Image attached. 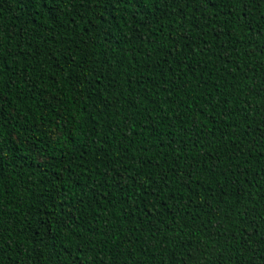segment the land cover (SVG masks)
Wrapping results in <instances>:
<instances>
[{"label": "trees", "instance_id": "16d2710c", "mask_svg": "<svg viewBox=\"0 0 264 264\" xmlns=\"http://www.w3.org/2000/svg\"><path fill=\"white\" fill-rule=\"evenodd\" d=\"M148 8L0 0V264H264V0Z\"/></svg>", "mask_w": 264, "mask_h": 264}, {"label": "snow or ice", "instance_id": "6c2138e0", "mask_svg": "<svg viewBox=\"0 0 264 264\" xmlns=\"http://www.w3.org/2000/svg\"><path fill=\"white\" fill-rule=\"evenodd\" d=\"M29 3H33L34 0H28ZM62 2V0H42V3L44 5H50L51 6V14L55 15L59 11V5ZM237 2H240V0H237ZM105 3V10H107L108 5H112L115 7V4H120L123 8H127L128 5H131L132 8L135 10L133 13V18L135 16H141L144 17L145 21H149L151 17H153L155 14L152 12L149 8V4H155L156 0H115V3H113V0H104ZM193 3H195V0H193ZM225 3V0H204V6L205 7H218L223 6ZM244 3H247V0H244ZM82 6V5H81ZM199 8H197V11ZM142 38V36L140 37ZM155 43V41H153ZM261 259H264V257H261Z\"/></svg>", "mask_w": 264, "mask_h": 264}]
</instances>
